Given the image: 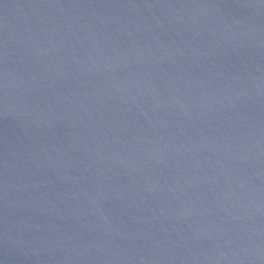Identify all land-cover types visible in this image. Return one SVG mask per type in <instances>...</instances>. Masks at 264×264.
Listing matches in <instances>:
<instances>
[{
	"label": "water",
	"instance_id": "water-1",
	"mask_svg": "<svg viewBox=\"0 0 264 264\" xmlns=\"http://www.w3.org/2000/svg\"><path fill=\"white\" fill-rule=\"evenodd\" d=\"M0 264H264V0H0Z\"/></svg>",
	"mask_w": 264,
	"mask_h": 264
}]
</instances>
